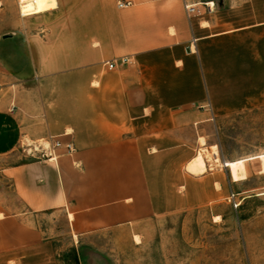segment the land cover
<instances>
[{
  "label": "crops",
  "instance_id": "obj_1",
  "mask_svg": "<svg viewBox=\"0 0 264 264\" xmlns=\"http://www.w3.org/2000/svg\"><path fill=\"white\" fill-rule=\"evenodd\" d=\"M33 1L23 17L58 8ZM70 1L64 34L48 46L33 40L17 104L0 110L2 177L19 202L12 213L0 206V264H58L29 215L61 213L79 237L228 200L244 182L206 160L201 174L188 166L202 146L216 148L221 121L264 106V0ZM184 2L199 15L189 18ZM122 58L130 63L104 65ZM49 138L72 143L74 154L51 161L19 151L23 140Z\"/></svg>",
  "mask_w": 264,
  "mask_h": 264
},
{
  "label": "rangeland",
  "instance_id": "obj_2",
  "mask_svg": "<svg viewBox=\"0 0 264 264\" xmlns=\"http://www.w3.org/2000/svg\"><path fill=\"white\" fill-rule=\"evenodd\" d=\"M56 1L55 10L21 17L16 0H0V110L17 104L24 87L18 68H23L24 52L33 40L48 46L51 36L58 39L64 34L66 0ZM213 141L217 151L202 146L199 152L214 170L227 171L233 182L244 181L231 188L238 195L237 209L224 194L215 202L135 228L79 237L69 234L61 213L28 217L53 241L58 264H264V160L258 161L264 155V106L221 121ZM249 158L253 160L241 163ZM8 160L0 157V206L12 213L19 202L2 177Z\"/></svg>",
  "mask_w": 264,
  "mask_h": 264
},
{
  "label": "built area",
  "instance_id": "obj_3",
  "mask_svg": "<svg viewBox=\"0 0 264 264\" xmlns=\"http://www.w3.org/2000/svg\"><path fill=\"white\" fill-rule=\"evenodd\" d=\"M16 1L20 9H21L22 4L31 2V0H16ZM130 5H131L130 2H126V3L118 2L117 3V6L119 8H126ZM206 7L208 9V12L211 13L212 6L209 4V5H206ZM184 9L189 18L199 15L198 8L194 5L187 4V2H184ZM20 16L23 17L21 13H20ZM129 63H130L129 59L122 58L117 61L115 60V61L106 62L104 65L108 68V70H113L118 66H124ZM42 143L41 144L39 142L38 143H32V142L28 143L27 141L26 142L22 141L19 144V150L22 154L29 157L30 159H33V160H44L45 159V160H51V161L56 160L57 157L60 155L70 156L74 154L75 152V148L72 143L64 144L56 138H49L46 142H42ZM227 201L230 203V205L234 209H237L240 205V202H238V195L233 192H231Z\"/></svg>",
  "mask_w": 264,
  "mask_h": 264
},
{
  "label": "bare ground",
  "instance_id": "obj_4",
  "mask_svg": "<svg viewBox=\"0 0 264 264\" xmlns=\"http://www.w3.org/2000/svg\"><path fill=\"white\" fill-rule=\"evenodd\" d=\"M25 4L32 5L33 7H35V4H34L33 0H31V2H27ZM202 144H203V142H202ZM215 161L216 162L219 161L217 157L215 158ZM222 166L227 168L228 164L224 163ZM188 170L190 172L194 173V174H201V173L205 172V170H206L205 169V159H204V156H203L202 152H199V154L194 159L192 164L188 166Z\"/></svg>",
  "mask_w": 264,
  "mask_h": 264
},
{
  "label": "water",
  "instance_id": "obj_5",
  "mask_svg": "<svg viewBox=\"0 0 264 264\" xmlns=\"http://www.w3.org/2000/svg\"><path fill=\"white\" fill-rule=\"evenodd\" d=\"M11 36H3V39H7L10 38Z\"/></svg>",
  "mask_w": 264,
  "mask_h": 264
}]
</instances>
